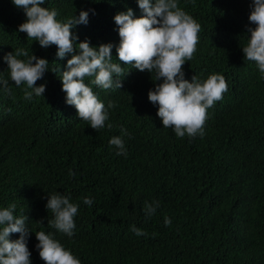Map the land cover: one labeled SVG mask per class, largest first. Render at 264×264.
Instances as JSON below:
<instances>
[{
    "label": "trees",
    "instance_id": "trees-1",
    "mask_svg": "<svg viewBox=\"0 0 264 264\" xmlns=\"http://www.w3.org/2000/svg\"><path fill=\"white\" fill-rule=\"evenodd\" d=\"M177 2L201 26L196 52L183 65L185 79L195 75L203 81L218 73L227 82L223 98L207 109L202 137L180 138L165 128L158 104L148 99L162 81H154L155 71L141 72L118 59L114 17L129 8L141 16L138 0L41 5L55 9L60 22L87 11L88 23L72 29L77 43H111L112 62L128 71L114 74V81L122 79L120 89H102L92 84L94 77L84 78L108 111L98 130L66 103L61 77L71 54L59 59L56 45L41 47L18 31L24 9L0 0V209L15 204L13 214L28 217L31 264H45L36 231L50 233L81 264H264V76L242 50L247 29L255 27L248 19L252 0ZM19 48L49 62L36 81L46 90L31 100L24 97L26 84L11 80L4 60ZM109 101L114 108H107ZM121 135L126 155L109 144ZM55 193L78 205L72 236L48 225L54 216L46 204ZM84 197L92 199L91 206ZM146 202H158L155 214L146 215ZM132 225L147 235H135Z\"/></svg>",
    "mask_w": 264,
    "mask_h": 264
},
{
    "label": "clouds",
    "instance_id": "clouds-1",
    "mask_svg": "<svg viewBox=\"0 0 264 264\" xmlns=\"http://www.w3.org/2000/svg\"><path fill=\"white\" fill-rule=\"evenodd\" d=\"M45 0H13L15 6L23 8L26 20L19 25L18 31L27 34L33 41H39L41 47L57 46V57L63 59L67 54V70L62 72V90L66 93V103L76 108L78 116L95 129L105 127L108 120V111L104 103L98 99L91 87L85 82L86 76L94 77L92 84L109 89L115 85L122 88V79L115 76H124L127 72L121 64L113 63L111 43L91 46L88 40L77 43L78 37L72 29L78 24L88 23V12L81 10L79 16L60 22L56 19L55 9L42 7ZM142 15L134 17L133 10L118 12L115 23L118 25L119 44L116 52L119 61L131 64L143 72L155 71L157 83L154 90H149L148 99L154 105L158 104L157 116L165 128H174L177 137L183 138L204 135V125L207 118V109L214 102L223 98L227 91V82L223 75L213 73L201 81L195 75L191 81L185 79L183 65L190 61L196 52L200 32V24L178 6L177 0H138ZM255 27L247 29L249 40L242 47L244 57L255 61L259 72L264 76V0H252L251 11L248 17ZM75 42V43H74ZM78 49V53H77ZM26 57V60L18 57ZM8 64L11 80L20 86L26 84L25 99L31 100L33 93L41 96L46 86H36V81L42 79L48 69L45 58L35 56L23 48L9 52L4 56ZM6 91L8 81H2ZM31 89V91H29ZM115 104L109 101L107 108H114ZM113 127L111 123L107 125ZM122 135L127 130L121 127ZM121 136H113L109 144L118 151L117 155H126L125 144ZM69 175L74 173L69 172ZM83 202L91 206L93 201L84 197ZM158 202L145 203L144 210L147 216L155 214ZM16 205L0 209V264H31V252L27 247V238L30 230L26 225L27 216L17 217L13 214ZM47 210L54 218L48 220V225L68 236L73 235L75 228L74 217L78 212V205L70 202V198L59 193L48 197ZM40 222V221H39ZM165 225L171 220L165 217ZM42 223V222H40ZM130 230L137 236L147 233L132 225ZM12 233H19L16 240L9 239ZM40 258L45 264H81L70 250L50 233L36 231ZM155 235V234H153Z\"/></svg>",
    "mask_w": 264,
    "mask_h": 264
}]
</instances>
